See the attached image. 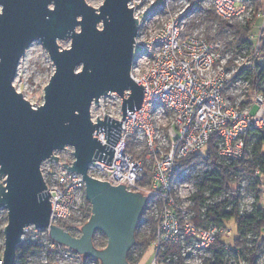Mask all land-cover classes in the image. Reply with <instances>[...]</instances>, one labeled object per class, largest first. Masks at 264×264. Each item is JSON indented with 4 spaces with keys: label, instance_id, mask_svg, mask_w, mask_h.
I'll use <instances>...</instances> for the list:
<instances>
[{
    "label": "built area",
    "instance_id": "2783aa9c",
    "mask_svg": "<svg viewBox=\"0 0 264 264\" xmlns=\"http://www.w3.org/2000/svg\"><path fill=\"white\" fill-rule=\"evenodd\" d=\"M128 7L137 20L130 76L144 88L143 102L123 120L119 96L111 93L92 103V124L107 115L121 125L110 165L94 160L87 175L145 197L136 231L143 224L150 227L152 235L142 238L149 239L152 264H170L169 255L177 260L182 256L180 245L190 244L202 255L235 230L233 222L218 226L206 219L208 208L226 194L216 187L201 189L200 184L214 170L207 153L213 139L215 164L225 167L250 153L253 130L264 131V93L251 90L249 80L240 75L264 65V0H131ZM239 33H244L241 41L236 39ZM92 138L101 146L107 140L96 130ZM65 149H70L68 156L54 152L57 161H44L40 172L50 195V225L79 237L91 207L86 208L82 176L63 166L74 160L73 149ZM258 175L255 170L250 177ZM239 179L238 214L250 215L255 197L253 191H239ZM205 189L224 198L214 202ZM258 192L264 198V187ZM240 207L248 212H240ZM28 230L41 231L29 226L23 235ZM41 232L49 240V253L83 264L80 255L51 241L47 230ZM246 236L256 238L246 233L245 241ZM260 239L264 241V229Z\"/></svg>",
    "mask_w": 264,
    "mask_h": 264
},
{
    "label": "water",
    "instance_id": "95a60500",
    "mask_svg": "<svg viewBox=\"0 0 264 264\" xmlns=\"http://www.w3.org/2000/svg\"><path fill=\"white\" fill-rule=\"evenodd\" d=\"M131 0H103L98 8L85 0H0V209L6 211L2 229V264H15L23 230H47L51 241L100 264H129L145 197L87 175L94 160L110 165L120 136L121 121L104 116L90 121V107L101 97L122 99L121 120L139 110L144 88L130 76L137 20ZM70 40L67 49L57 42ZM42 44L54 67L43 90V104L33 108L13 81L30 45ZM127 93V98L124 94ZM132 114V113H130ZM104 132L101 146L93 131ZM73 149L67 171L82 176L89 220L79 237L50 225L49 193L40 172L54 152ZM96 233L106 245L96 249Z\"/></svg>",
    "mask_w": 264,
    "mask_h": 264
},
{
    "label": "trees",
    "instance_id": "16d2710c",
    "mask_svg": "<svg viewBox=\"0 0 264 264\" xmlns=\"http://www.w3.org/2000/svg\"><path fill=\"white\" fill-rule=\"evenodd\" d=\"M257 7H260V3H257ZM239 41L242 40L244 33L236 34ZM241 43V42H240ZM264 51V49H263ZM249 80L250 89H259L260 85L264 83V65L257 66L256 70L246 74L245 71L240 74ZM254 136L250 153L245 156V159L241 160L237 165L230 166H218L215 164V140L213 139L208 146L207 153L209 154V162L214 167V170L209 174H206L205 179L200 184V188L207 186L216 187L221 191H224L225 199L219 203L210 206L205 212V217L209 222H213L218 226H222L224 223H235V230L233 234L227 238L216 240L211 250L215 256V264H220V254L224 251V246L231 248L230 254L244 257L247 264H255L259 255L264 253V241L261 238V233L264 229V198L262 194L258 192L260 188V177L264 176V131L253 130L249 134V138ZM258 170L259 175L255 177V183L253 184V195L255 197L254 209L250 215L238 214L237 205L239 202V195L237 191V179L243 176H251L254 171ZM237 176V179L232 177ZM213 194V193H212ZM89 203L86 202L88 208ZM198 214V212H197ZM251 234L256 238L252 240V246L247 248L245 246V234ZM102 235V234H101ZM103 236V235H102ZM104 237V236H103ZM0 238H2V231H0ZM136 244L139 245L138 234H135ZM144 245V244H141ZM37 248L34 245L20 244L16 249L15 263L25 264ZM48 251V250H47ZM91 258H84L83 262L89 261ZM127 262L129 264H137L131 259V251L127 253ZM97 264L100 262L94 259ZM174 264H183L182 257Z\"/></svg>",
    "mask_w": 264,
    "mask_h": 264
},
{
    "label": "rangeland",
    "instance_id": "374dc122",
    "mask_svg": "<svg viewBox=\"0 0 264 264\" xmlns=\"http://www.w3.org/2000/svg\"><path fill=\"white\" fill-rule=\"evenodd\" d=\"M85 2L93 8H98L102 4L103 0H85ZM258 23H260V21ZM226 40H228L227 37ZM57 44L61 49H67L70 46V40L68 39L65 41H58ZM27 50L29 51L25 59L21 63L19 61L16 76L13 81V86L15 90L20 93L23 98L31 104L33 108H36L43 104V90L44 87L47 85L51 75L53 74L54 67L48 57L47 52L44 50L42 44L39 41L32 43ZM262 53H264V51H262ZM241 56L245 57V52H242ZM259 87L260 91L264 93V83H262ZM253 140H255L254 136H252L248 142V150L250 151ZM69 150L70 149H63L58 154L66 157L70 152ZM254 181L255 180L252 179L250 176L241 177L239 179V191L241 192L240 189H243L244 193H251ZM260 182L261 186L264 187V176L260 177ZM0 184H2L1 180ZM203 192L206 195H209L211 193L209 189H205ZM209 196L214 197V202L222 200L224 198L223 195H218L216 197L213 195ZM240 208V212H248L246 211L247 208ZM231 223L232 221L229 223V225H231ZM5 224L6 211L0 209V231H2ZM150 231V227H147L146 224H143L140 230L137 232L140 236L138 237V239L140 238V240L138 241L139 245L131 249L132 261L134 260L133 262H136L139 258L137 264H152L154 257L153 250L150 247H146L149 239H143L144 237L149 236V234L152 235V232ZM251 240V237L246 236L245 243L248 248L252 244ZM92 242L94 247L99 250L105 247L106 238L103 237L101 234L96 233L93 236ZM20 244L34 245L37 248L34 254L30 258H28L25 264H78L75 262H70L68 259H64L62 257L49 253V251H47V248L49 246V240L46 237V234H44V232L38 231L37 233H34L28 230L27 233L22 236ZM2 250L3 237L0 238V255L2 253ZM143 250L144 252L140 256ZM180 254L184 257V264H215V256L211 251H207L201 255L196 251L195 248L190 247V244L180 245ZM219 254L221 257L220 264H246L244 257H238L234 254H230L228 251ZM83 259V256H81L82 262ZM176 260V255L171 254L169 255L167 262L173 264L176 262ZM15 264L20 263L18 262ZM83 264H97V262L93 258H91L86 263L83 262ZM255 264H264V253L259 255Z\"/></svg>",
    "mask_w": 264,
    "mask_h": 264
},
{
    "label": "bare ground",
    "instance_id": "6f19581e",
    "mask_svg": "<svg viewBox=\"0 0 264 264\" xmlns=\"http://www.w3.org/2000/svg\"><path fill=\"white\" fill-rule=\"evenodd\" d=\"M28 51H29V50L26 51L25 55H24L23 58L20 60V63L25 59V57H26L27 54H28Z\"/></svg>",
    "mask_w": 264,
    "mask_h": 264
},
{
    "label": "flooded vegetation",
    "instance_id": "af4514ba",
    "mask_svg": "<svg viewBox=\"0 0 264 264\" xmlns=\"http://www.w3.org/2000/svg\"><path fill=\"white\" fill-rule=\"evenodd\" d=\"M137 230V229H136ZM99 234H101V233H99ZM135 234L137 235V231L135 232ZM135 242H136V240H135ZM136 244V243H135ZM135 246V245H134Z\"/></svg>",
    "mask_w": 264,
    "mask_h": 264
}]
</instances>
